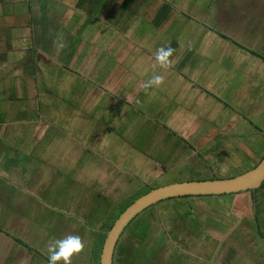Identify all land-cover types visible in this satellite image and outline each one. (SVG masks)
Segmentation results:
<instances>
[{
  "label": "rangeland",
  "instance_id": "rangeland-1",
  "mask_svg": "<svg viewBox=\"0 0 264 264\" xmlns=\"http://www.w3.org/2000/svg\"><path fill=\"white\" fill-rule=\"evenodd\" d=\"M108 1L88 2V13L101 22L92 31L105 33L98 46H85L97 49L84 62L88 74L62 66L53 82L60 105V154L51 158L57 174L43 168V187H50L42 195L37 187L40 204L31 198L20 206L22 222H4L12 207L0 205L1 225L34 237L38 252H27V264L46 261L48 244L69 234L83 245L71 264H98L104 233L136 195L191 178L234 176L260 159L264 60L231 40L264 54V0H129V8L125 0ZM166 5L167 18L151 23ZM86 33L75 36L70 53ZM169 47L176 53L162 65L155 54ZM157 75L159 85L143 87ZM211 94L222 99L206 98ZM260 194L264 187L254 200L246 192L163 200L137 219L147 225L144 236L126 229L115 264H264Z\"/></svg>",
  "mask_w": 264,
  "mask_h": 264
},
{
  "label": "crops",
  "instance_id": "crops-1",
  "mask_svg": "<svg viewBox=\"0 0 264 264\" xmlns=\"http://www.w3.org/2000/svg\"><path fill=\"white\" fill-rule=\"evenodd\" d=\"M89 1L92 2L0 0V205L12 207L5 212L2 219L4 222L7 217L10 222L21 220L16 213L22 211L20 206L31 202V198L32 204L41 203L42 189L50 187L47 184L46 188L43 187V168H47V175L57 174V165L51 161L52 156L58 157L60 154V105L56 99L58 95L52 89L53 82L57 83V77L59 82L57 69L63 66L68 72L76 73V76H86L88 73L85 68H89L84 62L91 60L97 49L91 50L89 46H85H98V39L105 35L100 29L92 31L95 23L101 22L88 13L91 11L87 7ZM90 2L89 5L93 4ZM111 2L112 0L105 5ZM171 7V10L176 8ZM82 16L94 19L95 22L82 21ZM102 24L105 28L106 24ZM85 31L86 35L70 53L69 45L75 36ZM120 39L121 37L114 43L116 53L122 48ZM231 41L247 49L248 55L264 60V54L254 47L234 39ZM195 74L199 76L198 71ZM66 79L72 81L69 76ZM100 86L97 90H100ZM90 89L91 87L85 90ZM80 90L83 91L84 87ZM211 95L206 98L218 101L222 99L217 97L218 94ZM196 97L202 99V93H197ZM232 113L230 110L229 114ZM241 145L244 148L243 143ZM263 155L264 146L256 156L261 159ZM37 187L41 195L37 194ZM256 190L245 192L254 200L257 198ZM13 209L15 212H10ZM9 228L15 227L8 223L0 224V264H27V252H38L31 244L34 237L25 238ZM44 263L47 264V260L41 261V264Z\"/></svg>",
  "mask_w": 264,
  "mask_h": 264
},
{
  "label": "water",
  "instance_id": "water-1",
  "mask_svg": "<svg viewBox=\"0 0 264 264\" xmlns=\"http://www.w3.org/2000/svg\"><path fill=\"white\" fill-rule=\"evenodd\" d=\"M264 183V156L251 168L234 176L186 179L150 188L137 196L106 231L98 264H115L116 247L127 227L146 209L159 202L183 196L237 194L259 189Z\"/></svg>",
  "mask_w": 264,
  "mask_h": 264
},
{
  "label": "clouds",
  "instance_id": "clouds-1",
  "mask_svg": "<svg viewBox=\"0 0 264 264\" xmlns=\"http://www.w3.org/2000/svg\"><path fill=\"white\" fill-rule=\"evenodd\" d=\"M172 49L160 48L155 54V58L162 65L168 64V57L171 54ZM162 77L157 75L150 78L143 87L147 88L152 85H159ZM83 245L79 236L66 235L62 238L54 239L47 246V264H71V260L74 254L81 251Z\"/></svg>",
  "mask_w": 264,
  "mask_h": 264
},
{
  "label": "trees",
  "instance_id": "trees-1",
  "mask_svg": "<svg viewBox=\"0 0 264 264\" xmlns=\"http://www.w3.org/2000/svg\"><path fill=\"white\" fill-rule=\"evenodd\" d=\"M139 2H142V1H139ZM123 6L125 7V8H129V6H130V3H129V0H125L124 1V3H123ZM167 6V5H166ZM168 8H167V10H166V12H165V14H164V16L162 17V19H160V20H153L152 19V22L153 21H155L156 23H158V25H160L161 23H162V21L163 20H165L166 18H167V16H168V10H169V8H170V6H167ZM172 8V7H171ZM158 21V22H157ZM225 38H228V37H226L225 36ZM172 49V48H171ZM175 51V49L173 50L172 49V52H171V54H170V56L173 54V52ZM264 156V155H263ZM262 156V157H263ZM154 187V186H153ZM153 187H149L146 191H144L143 193H145V192H147L150 188H153ZM143 193H141V194H143ZM141 194H139V195H141ZM139 195H136L131 201H133L137 196H139ZM131 201H129L128 203H126V204H124L119 210H118V212H117V214H116V216H115V218L126 208V206L131 202ZM144 213V212H143ZM115 218L112 220V222L109 224V226H108V229L111 227V225H112V223H113V221L115 220ZM143 220L144 219H140V220H133V222L127 227L128 229L129 228H132L133 227V229L134 230H136V232H138L139 233V230H140V234H141V236H144L145 235V230H146V224H143ZM107 229V230H108ZM106 230V231H107ZM106 233V232H105ZM105 233H104V236H105ZM103 239H104V237L102 238V241H101V245L100 246H102V242H103ZM100 249H101V247H100ZM99 253H100V251H98ZM98 253V254H99ZM97 254V255H98ZM99 258V257H98Z\"/></svg>",
  "mask_w": 264,
  "mask_h": 264
},
{
  "label": "flooded vegetation",
  "instance_id": "flooded-vegetation-1",
  "mask_svg": "<svg viewBox=\"0 0 264 264\" xmlns=\"http://www.w3.org/2000/svg\"><path fill=\"white\" fill-rule=\"evenodd\" d=\"M262 186H264V183H263ZM262 186H261V187H262ZM148 209H149V208H148ZM146 210H147V209H146ZM144 212H145V211H144ZM141 215H143V213H142ZM141 215H139L136 219H139V217H140ZM136 219H135V220H136Z\"/></svg>",
  "mask_w": 264,
  "mask_h": 264
}]
</instances>
